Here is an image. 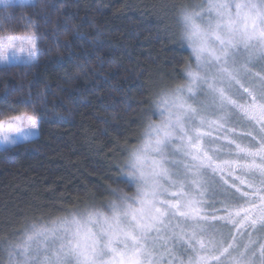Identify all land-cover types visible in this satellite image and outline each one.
Segmentation results:
<instances>
[{
	"label": "trees",
	"instance_id": "1",
	"mask_svg": "<svg viewBox=\"0 0 264 264\" xmlns=\"http://www.w3.org/2000/svg\"><path fill=\"white\" fill-rule=\"evenodd\" d=\"M204 4L0 6V36L33 32L40 41L37 62L0 66V120L32 113L40 128L37 137L0 149V264H17L24 241L38 229L89 209L109 212L129 197L133 153L151 132L159 99L188 87L197 66L184 16ZM238 118L233 126L253 143L249 126L239 127L248 122ZM225 198L213 207L226 205Z\"/></svg>",
	"mask_w": 264,
	"mask_h": 264
},
{
	"label": "rangeland",
	"instance_id": "2",
	"mask_svg": "<svg viewBox=\"0 0 264 264\" xmlns=\"http://www.w3.org/2000/svg\"><path fill=\"white\" fill-rule=\"evenodd\" d=\"M9 5L31 4L11 0L4 6ZM207 6L205 0L188 13L201 26L208 20ZM8 36L34 38L37 51L30 56L31 45L17 42L4 50L7 59H0V66L38 61L35 33L0 38ZM219 55L198 58L193 52L197 66L189 74L188 87L164 91L146 140L151 142L144 169L147 183L130 163L129 197L114 205L121 210L136 207L144 190H155L151 198L160 211L154 207L149 212L154 229L147 238L145 264H264V51L252 45L227 57ZM238 114L249 123L239 126L241 131L249 126L255 134L253 143L234 127ZM20 115L0 122L7 127V121ZM35 118L38 128L28 140L40 132ZM13 145L0 139V149ZM232 195H240V201L231 202ZM225 196L226 205L213 207ZM50 240L41 236L29 244L27 237L17 264H41L45 255L53 254ZM37 244L48 247L41 250Z\"/></svg>",
	"mask_w": 264,
	"mask_h": 264
},
{
	"label": "snow or ice",
	"instance_id": "3",
	"mask_svg": "<svg viewBox=\"0 0 264 264\" xmlns=\"http://www.w3.org/2000/svg\"><path fill=\"white\" fill-rule=\"evenodd\" d=\"M20 2L34 6V0ZM206 14L208 20L204 26L196 23L192 14L184 16L189 29L184 37L198 58L218 59L219 54L227 57L252 45L264 51V0H208ZM25 41L31 45L29 55L34 57L37 51L34 38L8 36L0 38V59H7L5 49ZM37 128L35 116H16L7 121V127L5 122H0V139L16 144L18 139L28 140ZM150 147L151 142H146L133 153L131 161V167L146 183L144 169ZM154 196V189L151 192L146 189L137 198L136 207L127 205L121 210L113 206L110 213L97 209L73 213L51 228L38 229L28 237V242L41 236L45 240L51 237L53 254L45 255L41 264H145L147 238L154 229L149 218L150 210L155 207V200L151 198ZM155 210L160 211L158 207ZM37 246L41 250L48 247Z\"/></svg>",
	"mask_w": 264,
	"mask_h": 264
},
{
	"label": "clouds",
	"instance_id": "4",
	"mask_svg": "<svg viewBox=\"0 0 264 264\" xmlns=\"http://www.w3.org/2000/svg\"><path fill=\"white\" fill-rule=\"evenodd\" d=\"M11 3V0H0V6L8 5ZM74 264V262H73Z\"/></svg>",
	"mask_w": 264,
	"mask_h": 264
}]
</instances>
